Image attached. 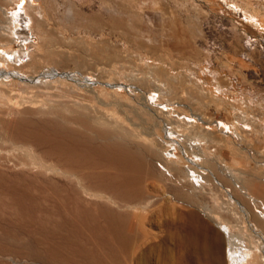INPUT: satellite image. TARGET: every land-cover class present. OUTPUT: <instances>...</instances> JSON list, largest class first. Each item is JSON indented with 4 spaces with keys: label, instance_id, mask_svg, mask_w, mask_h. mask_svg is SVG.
I'll use <instances>...</instances> for the list:
<instances>
[{
    "label": "rangeland",
    "instance_id": "1",
    "mask_svg": "<svg viewBox=\"0 0 264 264\" xmlns=\"http://www.w3.org/2000/svg\"><path fill=\"white\" fill-rule=\"evenodd\" d=\"M83 115L141 147L145 209L221 236L194 264H230V232L250 243L264 213V0H0V178L61 179L26 135ZM150 245L120 264L175 263V243Z\"/></svg>",
    "mask_w": 264,
    "mask_h": 264
},
{
    "label": "bare ground",
    "instance_id": "2",
    "mask_svg": "<svg viewBox=\"0 0 264 264\" xmlns=\"http://www.w3.org/2000/svg\"><path fill=\"white\" fill-rule=\"evenodd\" d=\"M39 125L26 138L52 161L61 179L0 178V264L14 258L29 264H120L138 244H151L156 253L171 243L174 264H184L187 251V264H194V242L207 238L212 250L220 251L221 236L211 235L207 224L184 214L176 221L174 207L142 206L153 196L145 183L154 169L139 145L131 149L127 140L97 129L85 115ZM245 217L250 243L221 225L230 232V264H251L255 252L264 264V213Z\"/></svg>",
    "mask_w": 264,
    "mask_h": 264
}]
</instances>
